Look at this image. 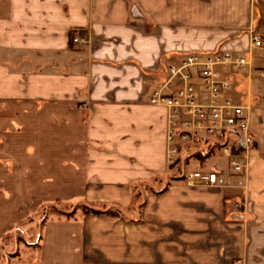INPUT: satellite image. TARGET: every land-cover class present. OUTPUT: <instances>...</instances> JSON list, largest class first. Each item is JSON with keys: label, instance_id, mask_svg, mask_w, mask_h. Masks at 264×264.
<instances>
[{"label": "crops", "instance_id": "0c3cea01", "mask_svg": "<svg viewBox=\"0 0 264 264\" xmlns=\"http://www.w3.org/2000/svg\"><path fill=\"white\" fill-rule=\"evenodd\" d=\"M217 51L247 59L225 96L250 144L233 143L241 172L215 153L188 171L217 184L188 185L149 97L186 54ZM59 203L119 215L47 214L5 264H264V0H0V241Z\"/></svg>", "mask_w": 264, "mask_h": 264}, {"label": "built area", "instance_id": "2783aa9c", "mask_svg": "<svg viewBox=\"0 0 264 264\" xmlns=\"http://www.w3.org/2000/svg\"><path fill=\"white\" fill-rule=\"evenodd\" d=\"M251 43L260 47V38L252 33ZM73 43H83L72 38ZM247 59L230 51L188 53L168 67V80L152 91L149 104L166 110L165 159L168 167L220 153L229 167L239 173V155L233 143L243 148L250 144L246 108L228 98L230 82L225 73H239ZM195 157V158H193ZM182 160V161H180ZM185 166V165H184ZM218 172L191 171L183 176L188 185L195 181L215 186ZM238 264V263H237Z\"/></svg>", "mask_w": 264, "mask_h": 264}, {"label": "rangeland", "instance_id": "374dc122", "mask_svg": "<svg viewBox=\"0 0 264 264\" xmlns=\"http://www.w3.org/2000/svg\"><path fill=\"white\" fill-rule=\"evenodd\" d=\"M208 156L209 154L204 156L203 160L207 158ZM213 156L215 155L213 154ZM213 156H211V158ZM192 162H194V160L190 162L185 161V164H184L185 166L179 163V165L177 164L174 167H171V170H170L171 177L178 178L181 175L184 176L186 172H191V170L190 171L188 170ZM219 163L224 164L223 161H220ZM158 179H160V177L155 178V180L151 183V187H153V190H159L160 188L164 187L169 182L168 180H170V176L167 177L168 180L163 179V181H160ZM156 182H159V183H156ZM83 205L84 204H78L75 207H73V206H70V204L67 205V204L59 203L49 208H46L45 206H43L33 218H30L28 219V221L26 220L20 223V225L16 227L17 230L15 229V231L12 234H8L6 237L2 238V240L0 241V263L5 264L9 260V258L11 256H14L19 250L22 249V247H26L27 245L37 243L38 228L40 227V224L44 221L45 216L47 214L50 216L53 215L57 217L58 216L57 213L62 212L64 216L70 215L74 211L81 212Z\"/></svg>", "mask_w": 264, "mask_h": 264}, {"label": "trees", "instance_id": "16d2710c", "mask_svg": "<svg viewBox=\"0 0 264 264\" xmlns=\"http://www.w3.org/2000/svg\"><path fill=\"white\" fill-rule=\"evenodd\" d=\"M234 153H235V151H234ZM200 161H202L203 160V157H201L200 155H197L196 156ZM82 211H83V213L84 214H109V215H111V216H118L119 215V213L118 212H113V211H109V210H107V211H100V210H93V209H91V208H89V207H86V206H83V208H82ZM57 214H63L62 212L60 213V212H58ZM64 215V214H63ZM66 216V218H69L70 217V215H65Z\"/></svg>", "mask_w": 264, "mask_h": 264}]
</instances>
